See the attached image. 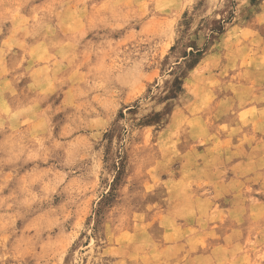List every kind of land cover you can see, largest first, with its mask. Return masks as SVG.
Instances as JSON below:
<instances>
[{"label":"rangeland","instance_id":"374dc122","mask_svg":"<svg viewBox=\"0 0 264 264\" xmlns=\"http://www.w3.org/2000/svg\"><path fill=\"white\" fill-rule=\"evenodd\" d=\"M0 264H264V0H0Z\"/></svg>","mask_w":264,"mask_h":264}]
</instances>
